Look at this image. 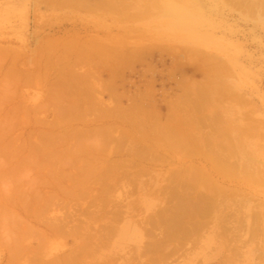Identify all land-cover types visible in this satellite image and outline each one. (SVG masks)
<instances>
[{"label": "rangeland", "instance_id": "374dc122", "mask_svg": "<svg viewBox=\"0 0 264 264\" xmlns=\"http://www.w3.org/2000/svg\"><path fill=\"white\" fill-rule=\"evenodd\" d=\"M101 1L81 0L76 5L72 1L61 3L58 0H0V48L9 50L13 48L15 51L14 53L13 49L12 52L6 49L0 51V55H2L0 56L2 58V60L0 58V188L2 185L8 184V181H11L13 185L16 184L15 187L19 184L21 188L23 185L21 186L20 180H25L27 183L29 179H39V173L40 175L43 172L48 173L58 165L55 162L47 165L45 162L51 159L49 157L45 162H42V159L40 164L30 161L28 154L29 156L31 154L28 151V146L23 150L21 149L22 155H26L22 157L20 154L21 159H18L19 154L13 156L14 154L10 153L13 149L12 145L15 146L17 142H14L15 139L11 138L12 136L27 134L36 126L42 128L34 123L20 125L14 121L15 115L19 111L12 112L15 110L14 107L18 106L17 103L29 102L25 104L24 108L26 105H30L32 109L27 106L30 109L26 110L27 113L32 115L33 110H35L36 112L32 116L44 121H51L58 110L54 105L58 102V98H54L56 102L53 99L54 103L51 104L52 102L50 103L48 100H52V98L48 93L53 92V89L58 87L60 82L64 86L67 82L66 87L61 84L60 86L68 89L65 91L62 88L63 94L68 91L69 94L72 91L71 86H74L73 88L78 86L76 79L78 76H82L85 70L92 69L91 80L93 79V84H96L94 86L106 87L103 90L97 86L99 90L95 93L100 99V105L111 107L121 104L122 107L126 108L138 105L132 108L140 110L138 118L141 119L139 121L145 124L144 130H139V133L155 134L157 137L156 144L159 146H166V143H169L179 148L180 145L178 146V144H185L192 133L191 128L188 130L186 127L178 125L173 129L176 132L173 136L179 137L172 141V131L167 132L169 128L172 129L173 127L172 123L170 124L171 120L172 122L178 120L180 115L186 118L192 113L194 115L201 113L205 118H208L207 113L204 114L208 104H203L202 107L197 108L193 105L196 101L207 103L212 100L222 109L235 106L236 108L231 110L233 116L238 117L240 111L242 114L247 111L246 113H250L247 114L248 118L252 123L255 121L258 131L243 135V144L241 143V147L234 151V156L229 158L231 159L230 162L232 161L233 164L234 158L236 159V155L240 157V153L243 156V161L247 163L250 161L251 164L258 165L259 170L248 175L241 166L239 168L234 166V171L230 173L232 176L230 180L234 181L235 186L233 188L235 191L233 195H225L226 204H228L225 207L231 206L238 213H247L248 221H242L244 228L240 229L239 236L229 237L224 242H220L219 237L212 238L211 222L208 221L206 226L195 232L196 236H199L198 241H193V243L190 238V240L188 238L181 240L178 242L181 246L180 253H175L161 263L264 264V181L261 172V168L264 167V1H259L260 6L257 8H248L235 0H185L187 1L185 3L181 0H159V2H156L157 0H112L116 3L114 6L105 5V3L102 6L103 2L101 4ZM42 5L45 8L41 7ZM186 10L190 13H187ZM68 37L78 40L75 44L72 43V48L67 42L60 43L61 40L68 39ZM47 39L61 40L57 43L56 48L54 44L58 41L53 43L51 40L53 45L48 46L50 42L48 40V43ZM64 44L67 45V48L62 46ZM87 45L93 46L94 52L99 50L98 52L101 51L105 54L106 62L102 61L105 64L96 63L95 60L99 56H95L94 61L76 59L77 56L78 58L82 56V48ZM87 47L86 50L89 48ZM90 48L92 49V47ZM65 49H71V51L68 52ZM41 50L43 54L40 52ZM64 50L66 54L65 52L62 53ZM3 51L9 55L5 56ZM37 51L40 52L38 60L41 61V66L39 68L44 72L45 70L48 71V73L40 72V76L38 75L40 82L37 85L12 83L11 79L6 76L10 67H13L14 64L17 68L19 66L20 68L28 67L30 61L28 62L26 58L29 57L32 61L36 54L34 52ZM21 54L26 55V58H22ZM59 55L63 59L57 60ZM53 56H56V60ZM45 58H49V62ZM22 59H25L26 62ZM126 60L127 62H125ZM20 61L23 63L20 64ZM10 63L12 66L9 67ZM45 63L48 70L44 69ZM61 68H65V71L72 70L74 73L72 75L64 74V77H67V79L65 78L66 81L59 80L62 78ZM115 68L120 70L117 74L112 72ZM10 74L8 76H11ZM58 76L59 79H57ZM190 85H194L195 89H189ZM219 85L226 86L236 93H241V96H244L243 104L239 102L240 105H237L238 102L236 104L234 98L225 96L224 91L211 92L212 87ZM80 86L82 85L79 84V88H77L80 89ZM185 87L188 88L184 91L183 88ZM207 87L211 92L210 95L206 93ZM77 88L73 91L78 90ZM63 94L62 99L60 98L61 101L67 103V100H71L69 96L66 99L68 94H65L64 100ZM21 96L24 97L23 100H20ZM35 97L38 102H36ZM135 99L137 104L134 103ZM33 102H36L35 105L41 103V107L38 106L40 109H37L38 107L35 109L36 106L33 105ZM178 102L180 103L179 107L174 108L173 106ZM171 106L172 110H175L172 111L174 117L172 119L167 116ZM92 112L87 114V118L95 120L89 124L90 127L113 125L121 130L130 129L121 117L111 114L98 120L99 116ZM10 122L13 123L9 125ZM168 124L171 127H168ZM86 125L80 120L72 119L63 125V131L68 126L74 129L88 127ZM199 128L200 131L204 132L208 127L199 123ZM237 129V127L230 128V131L227 132L228 138L236 135ZM213 133L218 137L222 136V133L220 134L218 131ZM66 140L59 146L65 148L72 143L71 141L69 143V138ZM178 140L181 142H177ZM21 142L18 143L21 144ZM170 155L171 153H166L153 160L135 158V162H129L118 167V178L114 181L115 183L111 184V191L109 190L111 199L108 202L100 203L101 207H104V211L111 213L118 209L121 213L124 211V213H132L130 214L131 217L133 215V218L140 222L141 216L158 212L159 207L170 203L168 199L165 201L164 197H160L162 195L150 192L144 194L140 189L141 182L143 185L147 184L146 186L149 184V187L156 184L161 185L167 182L169 175L167 170L172 167L179 166L180 168L187 164L206 163L208 165L210 163L203 155L184 154L175 158ZM130 157L132 156L124 152L121 155L112 156L115 159ZM215 160L216 165H224L225 163L221 157H216ZM77 164L79 162L75 161L66 165L68 168L74 169ZM140 165L147 167L148 170L141 172L139 170ZM13 172L25 176L22 177L25 179L13 178ZM215 175L220 178V174L216 173ZM13 180L20 181V183ZM216 180L222 181L221 179ZM11 182L10 186H13ZM120 182L130 183L128 193L125 195L123 193L125 187ZM141 199H143L142 202ZM72 202L73 214H80L79 202L74 200ZM93 206L90 205L89 208H95ZM126 207H130V210L127 211ZM56 210L63 209L49 208L47 213L51 214ZM226 218L233 223L236 220L231 215ZM118 223L122 227L121 230L114 233L105 245V249L114 250L116 253V256L113 254L114 257H112L111 263L113 264L114 262L121 264L125 258L128 259L126 257L128 254L131 259H137L135 254L137 245L140 244L139 246L144 247L150 241V239L148 240L149 236H145L147 240L141 239L132 229L123 230V220ZM139 224L141 225V223ZM40 226L42 227L41 224ZM154 230L153 238L162 235L163 229L154 227ZM36 243V240H32V244L35 245ZM76 244V238L53 236L41 249L46 253L48 252L46 257H49L57 250L66 251ZM222 244L224 248H222ZM107 245L109 248H106ZM112 247L114 248L112 249ZM56 248L57 250H55ZM185 249L186 251L189 250V253H185ZM149 253L151 252L147 251L140 254V259ZM225 255H228L229 259H225ZM3 261L4 258L0 254V262ZM161 263L155 262L154 264Z\"/></svg>", "mask_w": 264, "mask_h": 264}, {"label": "bare ground", "instance_id": "6f19581e", "mask_svg": "<svg viewBox=\"0 0 264 264\" xmlns=\"http://www.w3.org/2000/svg\"><path fill=\"white\" fill-rule=\"evenodd\" d=\"M58 1L61 3L72 1L73 3L75 2V4L79 1L81 2V0ZM182 1L183 3L187 2L185 0H181V2ZM235 1H239L243 4V6L248 8H257L260 6L259 1L264 0ZM156 2H159V0ZM104 3L105 5L111 4L113 6L116 4L112 0H102V6ZM41 7L45 8L44 5ZM186 12L190 13L187 10ZM48 40L50 42L52 39H47V42ZM56 40L53 39L51 42L54 43ZM60 40L61 39L57 40L58 42H55L54 45H56V48L57 43H59ZM77 41L78 40L75 38L69 39L68 37V39L66 38L63 41L61 40L60 43L63 44V42H67L72 48V43L75 44ZM51 42L50 45H47L51 46ZM65 44L62 46L67 48V45ZM87 46L86 47L90 50H86V47H83V53H81L82 56L78 58V56L76 57L75 55L76 59L79 60L82 58L83 60L94 61L93 58L95 56H99L97 60H95L96 63L105 64L102 63V61L106 62L105 54L101 53V51L98 52L99 50L96 51L97 48L95 49L96 52H94L93 46ZM90 47H92V49ZM4 49L0 48V51ZM12 49L13 48H11V50ZM11 50L9 51H13V53L15 52L14 49L12 51ZM65 50L62 51V53L65 52L66 54V51H71V49ZM38 51L34 53L37 54ZM40 52L42 53V50ZM39 53L38 55L35 54V57L33 56L35 59H33L34 61H31L29 57L26 58V55L21 54L22 58L25 57L28 62L30 61L28 64L29 66L26 68H20L19 66V68H17V66L13 63V67H10V63V69L8 71L9 73L5 72L8 73L6 75L7 78L9 77L12 83L16 82V85L24 83L37 85L40 82L39 74L42 71V69L39 68L41 66V61L38 60ZM7 54V52H4L5 56ZM54 58L56 60V56ZM57 58V60L63 59L60 57V55L57 56ZM17 59L16 62L18 61ZM22 60L24 61L25 59ZM46 60L49 62V58ZM52 60H50L51 63L54 62V60L53 62ZM125 62H127V60ZM22 63L20 61V64ZM44 65V69L48 70V68H46V63ZM64 69L65 68L60 71L62 78L59 79V75L57 79L65 80L67 77H64V74L72 75L74 73L72 70L65 71ZM113 70V74H117V72L120 71L118 68ZM45 72L42 71V73ZM46 73H48V71ZM9 74L11 76H8ZM91 74L92 69H88L82 73V76H78V79H76V83L78 82L77 87L79 88V84L82 86H80V89H78L74 83L75 87L78 89L74 90L75 92L73 89L76 88L71 86L72 91L69 94V91L65 93L68 94L66 99L69 97L71 98V100L69 99L70 101L67 100V103L60 100L64 92L62 88L64 89V87L68 85L67 82H65L66 84L64 86L63 83L59 81L60 83L58 84V87L54 85V87H56L53 89L54 91L51 90L52 88H50V90L53 92L50 93L49 90L48 95L51 96L50 98H52V100L54 98H58V102H56L55 99L54 100L56 103H54V100L52 101L49 98V100H47L50 103L52 102L51 104L54 103V105H56L55 108L57 107L58 110L54 118L49 122L32 116L36 112L35 110H33L34 113H32V115H30L31 113L29 114V112L27 113L26 110H30L27 107L30 105H26L27 109L24 108L27 102H21L20 104L16 102L18 106H15V110H12V112L19 110L17 115L14 117V121H17L18 124L23 125L26 123L27 125V123H34L35 125H39L42 128L40 129L36 126V128L30 130L27 134H16L14 137L12 136L11 138L15 139L14 142H17L15 146L14 144L12 145L13 149H11L12 151L10 150V153L14 154L13 156L19 154L18 159H21V151L28 146V151L31 154L30 156L28 154L30 161L40 164L42 159V162H45L49 157L51 159L45 162L47 165H49L51 162H55L58 165L55 166L54 170H50L48 173L43 172L41 175L39 173V179H29L27 183H25V180H20L23 183H21V186L23 185L21 188L19 187V184H17V187H15V182L20 183V181L17 182L15 180H13L15 181V185H13L11 181H8V184L2 185L3 187L1 186L0 254L4 258V261L2 263L0 262V264H113L111 263L113 259L112 257H114L113 254L116 256V253H114V250L105 249V245L114 233L121 230L122 227H120L118 223L120 220H123V230L132 229V231L134 230L141 239L145 238V236H149L148 240L150 239L146 245L143 244L144 247L139 246L140 244L137 245L138 247L135 249V254L138 257V260L131 259L130 256H128L129 254L127 256L124 254V257L126 256L128 259L125 258L123 262L121 261V264L161 263L170 256L179 252L181 246L178 244V242L181 240L190 238L191 240H189L191 242L198 241L199 236H196L197 234L195 232L206 226V222L208 221L211 222L210 231L212 233L211 235L213 239L219 237L220 242H224L229 237L234 238L239 236L240 229L244 228L242 221H248L247 213H238V211L236 209H232L231 206L228 208L225 207L228 205L226 204L227 202L225 195H233L235 191L233 188V186H235L234 181L230 180L232 177L230 173L234 171L235 167L239 168L241 166L242 170L247 171L248 175L251 173L254 174L259 170L258 165H255L254 163L251 164L250 161H248V163L243 161V156L240 153V157L236 155V159L234 158L235 162L233 164L232 161L230 162L231 159H229L231 156H234V151L241 147V143L244 141L243 135L258 131L256 128L257 125L254 123L255 119L253 118L254 122L252 123L250 118H248L249 116L247 114L250 113H246V111L245 114H242L239 110L240 112L238 111V117H234L231 110H233L235 106L222 109L212 100L208 101L207 103L196 101L193 105H195L197 108L202 107L203 104H208V106H206L207 109L204 112V114L207 113L208 118H205L201 113L199 115H194V113H192L191 116L186 118H183V116L180 115L178 120L173 122L171 120L170 124L172 123L173 127L172 129L169 128L167 132L172 131V141L179 137L173 136V134L176 133L173 129H175V127L178 125L186 127L188 130L191 128L192 133L190 135L188 134L189 139L185 141V144H178V146L180 145L179 148H176L169 143H166V146H159L156 144L157 137L155 134L139 133V130H144L145 124H142L139 121L141 119L138 118L140 110H138V108H132L137 107L138 105H134L130 108L122 107L121 104L114 106L112 105L111 107H102L100 105V99L95 93L97 90H99L97 88L98 85L94 86L96 84H93L94 81H92L93 79L91 80ZM60 84L64 87H61ZM100 87L102 88V86ZM187 88L188 87L183 88L184 91ZM191 88L195 89L194 85H190L189 89ZM208 88L209 87H207V89ZM212 88L213 90L211 92L214 93H217L220 90L224 91L225 96H228L232 99L234 98L235 103L238 102V104L236 103L237 105H240L239 102L242 103L244 100V96L242 97L241 93H236L235 91L229 90L226 86L219 85L218 87ZM66 89L67 88L64 90L66 91ZM102 89L104 90L106 87ZM211 92L208 89L206 93L207 95H210ZM65 94H63V99ZM205 97L207 98V96ZM22 98L24 97L21 96L20 100H23ZM36 102H38V100ZM35 103L33 104L36 106L35 109L42 105L41 103H37L40 105H35ZM134 103L137 104L136 99ZM244 103L246 102L244 101ZM179 105L180 103L178 102L175 103L173 107L178 108ZM40 107L37 109H40ZM172 111L175 110H172L171 106V110L167 114L170 119L173 117ZM90 112L99 116V118L96 116L98 120L103 116L111 114L121 117V119L126 121V123L129 125L130 129L124 128L121 130L118 129L117 126L113 125H96L90 127L89 124L95 121L94 119L87 118V114ZM16 117L17 120H15ZM72 119H77L78 121L80 120L87 124L86 126L88 127L73 129L68 126L63 131V125ZM11 123L13 122H10L9 125H11ZM199 123L207 126L209 129L206 128V132L200 131ZM170 124L167 126L171 127ZM20 125L19 128L21 127ZM232 127L238 128L237 134L231 136V138H228L229 136L227 135V132H229V129ZM213 130L218 131L220 134L222 133V136L218 137V135L213 133ZM255 134L258 135V133ZM67 138H69V143L70 141L72 143L68 145V147H60L59 145L63 142H66ZM19 141H22L21 144L18 143ZM177 142L181 141L178 140ZM46 146L49 147L45 148ZM123 152L129 154L132 157L117 159L112 158L113 155H121ZM166 153H171L170 156L173 158L182 156L184 154H195L198 156L203 155L204 158L210 163L208 165H206V163L187 164L186 166H182L180 168L179 166L172 167L167 170L169 174L167 182L161 185L156 184L153 187H149V184L146 186L147 184L143 185L141 182L140 189L144 192V194L146 192H150L152 194L155 193L156 195H162L160 197H164L165 201L168 199L170 203L159 207L158 212H152L150 214L141 216L140 222L136 218H133V215L131 217L130 214L132 213H124L125 211L121 213V211L118 209L111 213H106L104 211V207H101L100 203L108 202L111 199L109 190L112 188L111 184L118 178V167L129 162H135V158L141 160H153ZM25 156L26 155H22V157ZM216 157H221V159L225 162L224 165H216ZM75 161H78L79 164H77L74 169L67 167V163L70 164L74 163ZM139 170L144 172L148 170V168L140 165ZM1 171L4 175H6L4 170L1 169ZM261 172L262 179L264 181V167L261 168ZM216 173L220 174V178L215 175ZM12 176L15 179H25L22 178L25 176L19 175L18 172L17 174L13 172ZM216 179H221L222 181L218 182ZM10 182L13 186H10ZM134 182L136 183V181ZM120 184L124 185L125 187V190L123 189L124 195L127 194L130 183L126 182L124 184V182H120ZM73 200L79 202L80 204L81 213L78 215L73 214ZM142 200L143 199H141V202ZM90 205H95L93 206L95 207L93 208L94 210L89 208ZM49 208H62L63 210H56L53 213L48 214L47 210ZM126 208L127 211L130 210V207ZM229 215L236 219L234 223L230 220H227L226 217ZM139 223H141V225ZM154 227L163 229L162 235H159L160 237L154 236L155 238H153V233L155 231ZM53 236L76 238L77 244L66 251L57 250L56 248L55 250L57 251H52L53 253L49 257H46L48 252H44V250L41 248L47 242H49ZM32 240H36L37 243L35 245L32 244ZM145 240H147V238H145ZM106 248H109V246L107 245ZM113 248L114 247H112V249ZM222 248H224L223 244ZM147 251L151 253L145 254L146 256L140 259L139 255ZM188 251L185 249L184 252L189 253ZM225 259H229L228 255H225ZM114 264L117 263L114 262Z\"/></svg>", "mask_w": 264, "mask_h": 264}]
</instances>
